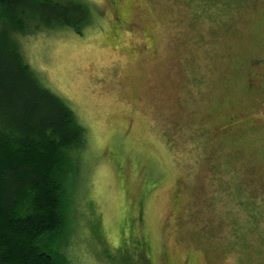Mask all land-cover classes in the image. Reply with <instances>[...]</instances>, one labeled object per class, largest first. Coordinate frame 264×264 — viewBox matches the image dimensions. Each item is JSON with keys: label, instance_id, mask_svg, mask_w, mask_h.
<instances>
[{"label": "rangeland", "instance_id": "374dc122", "mask_svg": "<svg viewBox=\"0 0 264 264\" xmlns=\"http://www.w3.org/2000/svg\"><path fill=\"white\" fill-rule=\"evenodd\" d=\"M79 1L82 35L16 36L85 128L54 247L70 264H264V0Z\"/></svg>", "mask_w": 264, "mask_h": 264}, {"label": "trees", "instance_id": "16d2710c", "mask_svg": "<svg viewBox=\"0 0 264 264\" xmlns=\"http://www.w3.org/2000/svg\"><path fill=\"white\" fill-rule=\"evenodd\" d=\"M92 22L79 0H0V264H70L53 243L68 227L65 183L85 135L66 101L26 62L16 36L82 35Z\"/></svg>", "mask_w": 264, "mask_h": 264}, {"label": "flooded vegetation", "instance_id": "af4514ba", "mask_svg": "<svg viewBox=\"0 0 264 264\" xmlns=\"http://www.w3.org/2000/svg\"><path fill=\"white\" fill-rule=\"evenodd\" d=\"M257 63L261 65V63H263V61L259 60V62L255 61V63H251V68H250V76L251 77L248 80V82H249L248 89L249 90H253L256 87V84L254 82L257 80H254V74H255V72L258 73L256 70L260 67V65L258 66ZM233 119H234V117L231 118V120H233Z\"/></svg>", "mask_w": 264, "mask_h": 264}]
</instances>
